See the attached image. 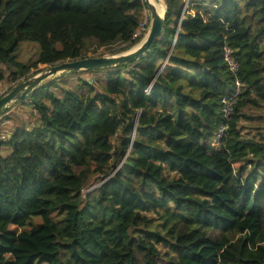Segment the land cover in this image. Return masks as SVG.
Returning a JSON list of instances; mask_svg holds the SVG:
<instances>
[{
    "label": "trees",
    "instance_id": "1",
    "mask_svg": "<svg viewBox=\"0 0 264 264\" xmlns=\"http://www.w3.org/2000/svg\"><path fill=\"white\" fill-rule=\"evenodd\" d=\"M164 3L137 59L16 100L34 118L0 137V264H264V0ZM145 8L0 0V80L2 64L14 85L40 63L127 50ZM22 40L38 44L28 60Z\"/></svg>",
    "mask_w": 264,
    "mask_h": 264
},
{
    "label": "water",
    "instance_id": "2",
    "mask_svg": "<svg viewBox=\"0 0 264 264\" xmlns=\"http://www.w3.org/2000/svg\"><path fill=\"white\" fill-rule=\"evenodd\" d=\"M144 2L149 11L150 23L142 39L136 43L133 48L125 52L109 55L89 54L83 57L65 59L49 64L39 73L15 83L5 92L0 93V114L7 111L14 101L18 99H24L35 87H37L42 82V80L47 77L73 73L80 69H96L118 65L123 62L133 61L140 57L144 52L148 51L154 38L162 31L166 16V7L164 6L162 12H159L154 2L149 0H144Z\"/></svg>",
    "mask_w": 264,
    "mask_h": 264
},
{
    "label": "rangeland",
    "instance_id": "3",
    "mask_svg": "<svg viewBox=\"0 0 264 264\" xmlns=\"http://www.w3.org/2000/svg\"><path fill=\"white\" fill-rule=\"evenodd\" d=\"M164 1V0H163ZM165 6V3H164ZM145 13H147V16L145 15ZM142 16V20H144L146 17H148V23L146 27H149V23H150V17L148 15V12L145 11V9L142 10L141 13ZM148 29V28H147ZM146 29V30H147ZM145 30V32H146ZM134 45L131 47L133 48ZM109 46H99L97 48V50H93L92 48H89L87 50V54H91V55H101V54H106L109 55ZM131 48L124 50L122 52L128 51ZM38 49V44L35 41H31V40H22L20 41L19 45H18V57L22 60H28L29 58H32L36 52V50ZM49 64L46 63H40L37 67H32L27 73H25V75H35L37 73H39L40 71H42L44 69V67H46ZM2 66L4 67L5 70V75L3 77V79L0 80V93L5 92L14 82L11 81L7 76H8V72L9 69L2 64ZM102 69H100L99 71H83L80 72L79 76L80 78H77L76 74L73 75H67V74H63L65 75L64 78L62 80H64V86H70V87H76L78 83H80L82 81V79H87V80H93L95 83H97V79H95V75L98 74L100 76H98L101 80V76H104ZM36 72V73H35ZM24 75V76H25ZM21 78V77H20ZM20 78H18L15 82H17ZM51 77H47L44 80H42V82L50 79ZM95 79V80H94ZM34 114V110L33 107L29 104V103H22L20 101H14L9 109L7 111H5L4 113L0 114V137H5L9 134V132L14 129L17 125L23 123L24 121L26 123L31 122L34 118L33 116ZM8 152V147L6 146H1L0 147V153L1 154H5ZM93 177H91L89 179V182L87 184V186L85 187L84 191L90 189L91 187V181H92ZM37 215H34V218ZM41 219V216L36 217L35 220H39ZM17 229H21L22 226H17Z\"/></svg>",
    "mask_w": 264,
    "mask_h": 264
},
{
    "label": "built area",
    "instance_id": "4",
    "mask_svg": "<svg viewBox=\"0 0 264 264\" xmlns=\"http://www.w3.org/2000/svg\"><path fill=\"white\" fill-rule=\"evenodd\" d=\"M188 0H185L184 3V7L187 5ZM145 11L148 12L149 15V11L148 9L145 8ZM145 15L147 16V13H145ZM150 17V16H149ZM148 23V17H146L144 20H140L139 21V26L137 27V29L135 30V32L133 33V36H136L137 34H139L141 31L146 30L148 27L147 26ZM222 54H223V58L226 61V63L229 65L230 69L235 70L238 67V61L235 57V55L233 54V49L232 47H230L229 45L225 44L223 46V50H222ZM236 85H235V89L232 92V94L228 97H223V102H225V106H224V110H229V105L228 102L230 101V99L232 97H234L238 90H239V81L236 80ZM220 130H222V127L220 128ZM221 132H218L217 134H220Z\"/></svg>",
    "mask_w": 264,
    "mask_h": 264
},
{
    "label": "bare ground",
    "instance_id": "5",
    "mask_svg": "<svg viewBox=\"0 0 264 264\" xmlns=\"http://www.w3.org/2000/svg\"><path fill=\"white\" fill-rule=\"evenodd\" d=\"M149 1H152L156 4L157 6V9L159 10V12H162L163 8H164V1L163 0H158V1H155V0H149Z\"/></svg>",
    "mask_w": 264,
    "mask_h": 264
}]
</instances>
